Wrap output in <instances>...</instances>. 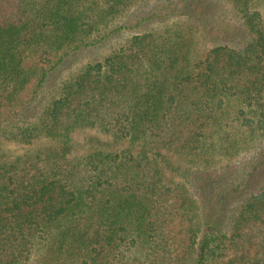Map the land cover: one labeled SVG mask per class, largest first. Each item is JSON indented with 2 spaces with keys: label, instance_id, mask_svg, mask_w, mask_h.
I'll return each instance as SVG.
<instances>
[{
  "label": "trees",
  "instance_id": "trees-1",
  "mask_svg": "<svg viewBox=\"0 0 264 264\" xmlns=\"http://www.w3.org/2000/svg\"><path fill=\"white\" fill-rule=\"evenodd\" d=\"M148 1L0 0V115L28 110L67 56L126 27L132 8L134 26L155 20ZM180 1L191 19L211 10ZM232 4L235 24H214L203 54L174 23L135 34L11 131L63 146L30 161V177L0 166V264H264V0ZM78 129L130 146L71 158Z\"/></svg>",
  "mask_w": 264,
  "mask_h": 264
},
{
  "label": "rangeland",
  "instance_id": "rangeland-1",
  "mask_svg": "<svg viewBox=\"0 0 264 264\" xmlns=\"http://www.w3.org/2000/svg\"><path fill=\"white\" fill-rule=\"evenodd\" d=\"M199 2L201 3L203 0H199ZM173 3L174 5H172ZM184 4L180 0H149L147 10L151 9V12L161 10L155 20L150 23L145 21L138 27L134 26L138 20L137 14L142 9L140 6L134 7L120 20L122 23L126 22V27L114 33L109 32V35L101 41L81 48L67 56L59 67L50 74L47 82L40 90L38 100L33 102L28 110L8 119L0 115V166L6 169L13 167L12 172H16L19 176L26 175L30 177L36 171L35 167L29 165L30 161L36 160L35 157L40 154L42 155L40 162H43L42 159L48 152L60 149L63 146L61 139H54L41 134L32 142L25 143L13 138L11 131L17 132L33 122L35 124L37 117L35 118L33 111H38V114L42 112L44 106L59 96V88L65 81L74 78L88 64L102 62L114 50L127 46L135 34L153 28L163 31L167 26L174 23L176 26L180 25L186 31V37L191 40L193 49L199 54H203L213 38L211 35H215L216 28L214 24L226 25L227 22L232 24L236 22L232 0H209L211 10H207L205 19H201L200 14H196L197 17L193 19L189 18L188 9L185 8ZM190 9L193 13L202 11V8ZM261 10L264 13V6L261 7ZM164 13H169L170 16L163 17ZM40 101H42L41 107L36 108ZM70 142L71 147L68 156L71 158H80L98 149L123 151L130 146L128 142L124 141L116 143L112 140L111 135L95 129H78L74 131L71 134ZM134 149L137 150L138 148ZM168 157L178 165H190L189 159L183 155L173 156L172 153H168ZM242 159L244 158L240 154L234 156L231 162L238 164ZM176 179L180 180L178 177Z\"/></svg>",
  "mask_w": 264,
  "mask_h": 264
}]
</instances>
